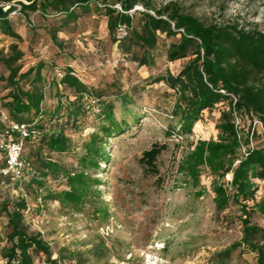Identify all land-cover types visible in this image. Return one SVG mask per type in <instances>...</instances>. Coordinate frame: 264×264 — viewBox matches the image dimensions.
<instances>
[{
	"label": "rangeland",
	"instance_id": "obj_1",
	"mask_svg": "<svg viewBox=\"0 0 264 264\" xmlns=\"http://www.w3.org/2000/svg\"><path fill=\"white\" fill-rule=\"evenodd\" d=\"M168 0H155L163 3ZM184 12L198 17L205 24H234L244 29L264 31V0H172ZM15 5L9 18L21 39L0 32V53L9 51V44L18 43L24 55L21 71L43 60L45 73L61 71L67 64L92 89L101 92L100 101L113 103L114 118L124 122L122 132L109 138L106 152L109 162L100 168L85 167L90 179H97L87 190L81 204L45 198L46 189H66L65 178L51 175L42 178L37 188L23 180L25 194L17 190L16 182L0 175V201H16L23 197L24 225L30 233H40L48 244L50 258L42 252L34 264H219L216 252L241 237L240 208L232 199L221 209L216 207L214 192L204 175H213L207 166L200 167L198 182L179 169V162L190 149V142L199 138H217L215 124L220 113L228 109L219 102L203 111L191 134L171 133L177 118L172 115L175 92L164 82L150 79L167 68L176 73L193 54L169 61L167 49L175 37L159 36L153 50L154 65H138L128 53L121 51L119 41H113L107 29V17L98 13L94 3L88 11L77 8L76 21L63 24L62 13L43 15L39 11L23 17L13 0L0 5ZM139 7V6H136ZM137 18L135 19V21ZM49 27L57 28L59 43L54 42ZM117 36L120 32L117 29ZM0 75L7 70L0 62ZM26 87V86H25ZM9 91L6 80H0V112L3 97ZM94 99V101H93ZM65 100V98H63ZM84 115L79 126L66 127L70 138L68 150L46 152L66 169H82L80 156L84 153L91 133L102 135V122L95 97H86ZM85 100V101H86ZM56 99L47 93L44 108L53 107ZM264 146V136L259 139ZM166 142L167 148L158 156L157 175L144 170L139 157L154 142ZM35 143L24 145L23 155L33 159ZM0 157V166L2 165ZM264 201V178L258 179L256 192ZM251 204V202H248ZM251 220L264 227V215L253 212ZM7 217L0 215V264H5L4 249L10 245ZM256 254L245 246L235 248L223 264H254Z\"/></svg>",
	"mask_w": 264,
	"mask_h": 264
},
{
	"label": "trees",
	"instance_id": "obj_2",
	"mask_svg": "<svg viewBox=\"0 0 264 264\" xmlns=\"http://www.w3.org/2000/svg\"><path fill=\"white\" fill-rule=\"evenodd\" d=\"M3 1L10 3L13 0ZM15 1L26 19L36 11L43 15L62 13L63 24L77 20L78 7L88 11L90 4L94 3L95 10L107 17L111 39L118 40L121 51L128 53L138 65H154L153 50L160 34L163 33L165 37L179 34L168 45L167 59L174 61L188 54L194 56L176 73L167 68L149 81H162L175 92L172 115L177 118V124L172 126L171 133L191 134L205 109H211L219 102H226L229 106L221 111L220 120L215 124L218 129L217 138L191 141L190 149L179 162V169L197 183L200 167L207 166L215 175H210L209 183L214 192L216 207L224 208L231 199L239 205L241 237L216 252L218 263H225L232 251L242 245L256 254L254 264H264V227L251 220L254 211L264 215V201L256 195L258 179L264 178V146L259 145V139L263 136L254 133L252 146L248 138V121L257 117L264 127V31L244 29L237 23L205 24L193 14L184 12L172 0L163 3H156L155 0ZM15 9V5L10 4L5 13L0 15V32L21 39L9 18ZM122 26L126 32L117 36V29ZM56 31L55 27L48 28L51 39L58 44ZM23 55V50L15 41L9 44L6 54L0 53V62L7 70V75H0V80H6L9 87L3 97L4 110L1 112L7 113L14 122L27 123L30 129L36 131V134L25 138L24 145L35 143L31 155L39 169L35 167L33 159L23 155L28 163L24 179L28 178V183L41 188L44 185L41 179L48 175L64 177L67 188L58 191L46 189L45 198L81 204L91 182H98L97 179H90L84 168L93 167L98 170L101 162H109L106 144L110 137L122 132L126 125L115 120L113 103L100 101L101 92L82 81L71 65H65L61 71H52L50 77H47L44 72L47 64L43 60L21 71L22 64L19 61ZM47 93L56 99L52 108H44ZM90 96L99 101L96 102L98 106L101 105L99 115L102 122L107 123L100 126L102 135L91 133L84 143V153L80 156L82 169L68 170L44 151L62 153L68 150L70 138L65 128L79 126L77 121L84 115L88 106L86 97ZM233 111L240 115L243 122L241 141L234 127ZM15 137L7 125L0 122V140ZM241 144L246 147V154L241 153ZM166 148V142L156 141L142 151L139 162L146 172L152 175L159 173L156 160ZM0 157L3 161L0 175L14 181L11 175H3L1 172L5 164L1 149ZM227 171L232 172L231 181L224 180ZM26 207L23 197L16 201H0V215L7 217V224L11 228L7 235L10 245L3 251L5 264H12V260L17 258L19 264H34V257L40 252L50 258L51 251L40 233H30L25 228L23 210ZM50 262L61 264L54 259Z\"/></svg>",
	"mask_w": 264,
	"mask_h": 264
},
{
	"label": "built area",
	"instance_id": "obj_3",
	"mask_svg": "<svg viewBox=\"0 0 264 264\" xmlns=\"http://www.w3.org/2000/svg\"><path fill=\"white\" fill-rule=\"evenodd\" d=\"M119 32L121 35L126 32L124 26L119 27ZM233 98L236 100L234 96ZM95 109L99 111V107H96ZM0 122L7 125L9 132L16 136L14 139L0 140V149L3 151L5 157V164L1 169V172L3 175H11L17 184V190L20 193L25 194L23 180L24 171L27 168L28 163L23 159L24 140L27 136L36 134V131L34 129H30L27 123H17L12 121L5 112L0 113ZM233 123L237 131V137L239 141H241L240 129L243 126V122L240 115L236 111H233ZM248 123L250 125L248 138L250 146H252L253 134L257 133L264 136V127L262 121L257 117H254L252 120L248 121ZM240 149L241 153L246 154V147L244 145L241 144ZM204 178L205 180L210 181V174H205ZM231 179L232 172H225L224 180L231 181ZM12 264H19V259L17 258L12 260Z\"/></svg>",
	"mask_w": 264,
	"mask_h": 264
},
{
	"label": "water",
	"instance_id": "obj_4",
	"mask_svg": "<svg viewBox=\"0 0 264 264\" xmlns=\"http://www.w3.org/2000/svg\"><path fill=\"white\" fill-rule=\"evenodd\" d=\"M8 8V6H2L0 5V15H3L6 11V9ZM137 8H140V7H137Z\"/></svg>",
	"mask_w": 264,
	"mask_h": 264
}]
</instances>
